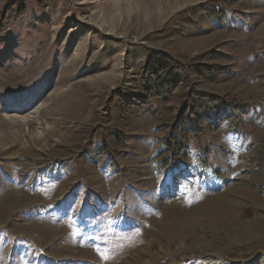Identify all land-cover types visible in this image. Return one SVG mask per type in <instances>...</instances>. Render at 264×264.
<instances>
[{
	"label": "rangeland",
	"instance_id": "1",
	"mask_svg": "<svg viewBox=\"0 0 264 264\" xmlns=\"http://www.w3.org/2000/svg\"><path fill=\"white\" fill-rule=\"evenodd\" d=\"M209 50L224 69L191 82L251 107L172 166L191 82L120 101L149 54ZM0 264H264V0H28L0 37Z\"/></svg>",
	"mask_w": 264,
	"mask_h": 264
},
{
	"label": "trees",
	"instance_id": "2",
	"mask_svg": "<svg viewBox=\"0 0 264 264\" xmlns=\"http://www.w3.org/2000/svg\"><path fill=\"white\" fill-rule=\"evenodd\" d=\"M27 1H7L1 12L0 37H3L5 32L13 27L17 17L25 11ZM235 3L233 1V4ZM199 12L216 19L219 23L225 22L226 12L224 9L202 7L193 15L196 16ZM232 13L248 22L244 13L236 10H233ZM193 22V17L189 20H182L183 24L192 25ZM214 53V50H209L191 58L182 56V59L187 60L185 63L166 51L149 54L143 66L144 94H134L131 103L121 100L120 103L126 104L121 112L131 111L133 106H137L140 111L152 114L155 112L152 100L168 99L172 95L177 96V93H171V88L177 86L182 80L184 85L189 84L191 72H196L198 76H211L224 69V65L211 61ZM193 83L195 81L189 85L194 93L185 95L181 100L179 110L175 114V119L166 138L165 149L169 153L167 162L172 166H178L182 162V155L188 146L189 135L203 132L205 122L209 121V124L219 126L229 117L244 116L251 107L247 101L229 99L221 94L200 90Z\"/></svg>",
	"mask_w": 264,
	"mask_h": 264
}]
</instances>
